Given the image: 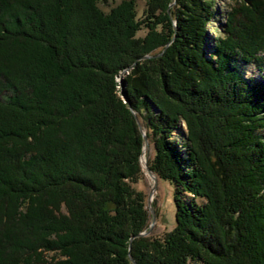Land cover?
Listing matches in <instances>:
<instances>
[{"label": "trees", "instance_id": "obj_1", "mask_svg": "<svg viewBox=\"0 0 264 264\" xmlns=\"http://www.w3.org/2000/svg\"><path fill=\"white\" fill-rule=\"evenodd\" d=\"M218 1L0 0V264H264V80L241 70L264 64V0L209 43ZM137 121L175 224L130 242Z\"/></svg>", "mask_w": 264, "mask_h": 264}, {"label": "rangeland", "instance_id": "obj_2", "mask_svg": "<svg viewBox=\"0 0 264 264\" xmlns=\"http://www.w3.org/2000/svg\"><path fill=\"white\" fill-rule=\"evenodd\" d=\"M121 0H107V3L105 4H100L99 7H101L103 10L107 11L110 6L115 5L116 3H119ZM136 1V11H137V16L138 17H142L143 15V10L145 8V1L146 0H135ZM230 5H233L234 2L233 0H221L218 1L217 3V8L218 11H220V13H218V15H215V18L211 19V21H209V23H207V34L205 36V38L207 39V41L209 43L214 42V37H218V35L220 34L219 28L222 26L221 24L226 22L227 19V11H229ZM173 3H170L169 6H172ZM173 25L175 26V23L172 22ZM146 28L142 27L140 31H138V36H143V34L146 33ZM158 51V50H157ZM159 53L161 54V52L159 51ZM146 57H148V55H144ZM146 57H141V58H146ZM133 66L130 65L127 68L119 71L117 73V76L115 78L117 86V94L121 97V88H123L124 90V85L122 86V79L124 78V74L127 73V71ZM261 68H257L256 66H253V64L250 65H241V70H243V73L245 75L246 78H250V79H254V80H259V78L262 77V80H264V64L261 65ZM123 100V99H122ZM124 102V101H123ZM179 127L178 129H176V131H173V138H177L178 140H181V134H183L185 132V123L184 122H180L179 123ZM141 128V129H140ZM140 131L142 133V130L144 131V129L142 127H140ZM260 134H262L264 136V131H260ZM144 141V140H143ZM145 142V141H144ZM146 149V150H145ZM145 150V152H144ZM142 153H145V158H146V164H147V159L152 157L153 154V147L151 144L146 143V146L143 145V149H142ZM140 153V154H142ZM140 165L142 167V163H141V156H140ZM140 167V168H141ZM142 169V168H141ZM143 175L141 177L140 180H138V183L136 184V187L139 190H142L145 194V198H146V206L147 205V197L151 190V186L153 184V182L151 181L152 179L147 175L146 171L143 170ZM157 186L156 189L153 191V194H151V208H153L154 210V217L155 220H153V224L151 226V230L150 233L148 234H152V235H161L163 234L165 231L171 230L174 226V221H175V204L173 201V188L174 186L172 185V183L167 182L166 180H162V179H157ZM146 207V208H147ZM148 212L149 209L147 208ZM150 214V219L148 220L149 225L148 228L150 226V224L152 223L151 220V213ZM147 228V229H148ZM147 231V230H146ZM143 232V231H142ZM147 235V234H146ZM142 236V235H141Z\"/></svg>", "mask_w": 264, "mask_h": 264}, {"label": "water", "instance_id": "obj_3", "mask_svg": "<svg viewBox=\"0 0 264 264\" xmlns=\"http://www.w3.org/2000/svg\"><path fill=\"white\" fill-rule=\"evenodd\" d=\"M143 57H146V56H143ZM121 97H122V101H124L125 103H128L129 104V102L127 101L128 99H127V97H126V95H125V93H124V90H123V88H121ZM155 108V107H154ZM138 122V121H137ZM141 127V125H140V123L138 122V128H140ZM141 129V128H140ZM142 135H143V138H144V145L146 146V143H148L147 142V137H146V134H145V131H143L142 130ZM141 155V154H140ZM142 156V155H141ZM141 163H142V161H141ZM143 170H145L146 171V173H147V175L152 179L151 181L153 182V184H152V186H151V190H150V192H149V194H147L148 195V197H147V205H148V209H149V212L151 213V218H152V220H151V224H150V226H149V228L147 229V231H144V232H139V233H136L135 235H133V236H131L130 237V242H131V240L134 238V237H138V236H141V235H146V234H148V233H150V230H151V226H152V224H153V220H155V215H154V210H153V208H151V204H150V202H151V194H153V191L156 189V186H157V177H156V175L153 173V171L151 170V169H149L148 168V165L145 163V165H142V167H141ZM129 260L130 261H132L134 264H135V262L132 260L133 258L131 257V256H129Z\"/></svg>", "mask_w": 264, "mask_h": 264}, {"label": "bare ground", "instance_id": "obj_4", "mask_svg": "<svg viewBox=\"0 0 264 264\" xmlns=\"http://www.w3.org/2000/svg\"><path fill=\"white\" fill-rule=\"evenodd\" d=\"M146 150V149H145ZM145 150H144V152H145ZM145 153H142L141 155V161H142V164L143 165H145V163H146V158H145V155H144Z\"/></svg>", "mask_w": 264, "mask_h": 264}]
</instances>
